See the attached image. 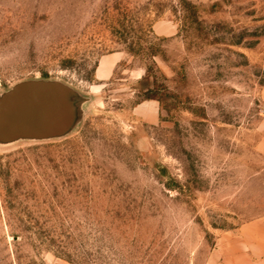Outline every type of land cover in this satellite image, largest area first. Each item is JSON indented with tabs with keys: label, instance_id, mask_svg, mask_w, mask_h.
I'll return each mask as SVG.
<instances>
[{
	"label": "rangeland",
	"instance_id": "obj_1",
	"mask_svg": "<svg viewBox=\"0 0 264 264\" xmlns=\"http://www.w3.org/2000/svg\"><path fill=\"white\" fill-rule=\"evenodd\" d=\"M88 99L0 145V264H264V0H0V94Z\"/></svg>",
	"mask_w": 264,
	"mask_h": 264
},
{
	"label": "water",
	"instance_id": "obj_2",
	"mask_svg": "<svg viewBox=\"0 0 264 264\" xmlns=\"http://www.w3.org/2000/svg\"><path fill=\"white\" fill-rule=\"evenodd\" d=\"M87 103L61 82H20L0 94V145L63 138L80 124Z\"/></svg>",
	"mask_w": 264,
	"mask_h": 264
}]
</instances>
